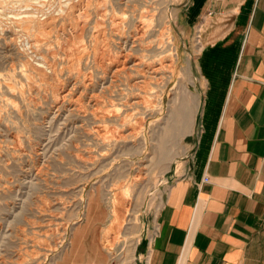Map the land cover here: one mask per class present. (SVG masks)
<instances>
[{"label":"rangeland","instance_id":"374dc122","mask_svg":"<svg viewBox=\"0 0 264 264\" xmlns=\"http://www.w3.org/2000/svg\"><path fill=\"white\" fill-rule=\"evenodd\" d=\"M217 3L187 25L189 0H0V264H136L198 129ZM135 57L162 62L136 99Z\"/></svg>","mask_w":264,"mask_h":264},{"label":"crops","instance_id":"0c3cea01","mask_svg":"<svg viewBox=\"0 0 264 264\" xmlns=\"http://www.w3.org/2000/svg\"><path fill=\"white\" fill-rule=\"evenodd\" d=\"M218 1L189 0L183 23L208 5L213 14ZM221 5L229 21L218 13L207 19L228 25L209 32L196 63L198 129L155 232L147 230L135 247L136 264L146 255L148 264H264V0Z\"/></svg>","mask_w":264,"mask_h":264},{"label":"bare ground","instance_id":"6f19581e","mask_svg":"<svg viewBox=\"0 0 264 264\" xmlns=\"http://www.w3.org/2000/svg\"><path fill=\"white\" fill-rule=\"evenodd\" d=\"M139 34L140 33H137L136 35ZM161 68V61L157 62L156 65L151 66L150 64H147L142 58L135 57V99L137 98L136 90L147 92L148 89L146 90V88H148L150 83L148 79L151 78L153 74H158ZM135 102L137 103V100H135Z\"/></svg>","mask_w":264,"mask_h":264},{"label":"built area","instance_id":"2783aa9c","mask_svg":"<svg viewBox=\"0 0 264 264\" xmlns=\"http://www.w3.org/2000/svg\"><path fill=\"white\" fill-rule=\"evenodd\" d=\"M205 181H208L209 179L207 178V177H205V179H204Z\"/></svg>","mask_w":264,"mask_h":264}]
</instances>
